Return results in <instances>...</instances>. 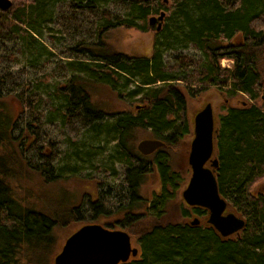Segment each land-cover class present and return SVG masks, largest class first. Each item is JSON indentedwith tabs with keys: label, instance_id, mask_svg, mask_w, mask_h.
<instances>
[{
	"label": "trees",
	"instance_id": "1",
	"mask_svg": "<svg viewBox=\"0 0 264 264\" xmlns=\"http://www.w3.org/2000/svg\"><path fill=\"white\" fill-rule=\"evenodd\" d=\"M12 1L10 8L0 10V34L11 33L23 41L32 55H45L46 48L37 38L38 21L43 20L47 6L61 0ZM77 1L89 4L108 0ZM129 1L131 17L114 20L103 11L106 22L100 28L99 43H82L77 47L89 60L70 61L71 76L55 93L50 91L52 99L60 104L51 106L62 111L61 120L67 123L78 119L94 136L102 134L114 142V152L109 157L125 166L123 189L127 202L120 208L129 211L119 225L140 247L138 256L120 264H264V192L254 189L264 178V0H180L173 28L169 29L166 23L157 32L162 39H156L150 56L129 57L105 47L94 51L93 47L103 44L101 36L110 28L150 30L149 25L135 20L146 22L148 15L158 10L151 11L149 0ZM174 44L193 45L202 53L203 63L196 67L192 65L193 59L182 56L179 60L184 65L174 69L164 62L161 50ZM223 58L232 60L233 65L223 67ZM131 83L136 84L128 96H139L143 101L139 107L134 106V112L107 113L95 104L89 91L90 84H98L120 94L121 84L127 89ZM209 89L222 91L229 98L242 97L238 105L225 108L219 116L214 140L219 160V192L229 209L246 221L240 233L227 237L207 222L208 210L203 207L181 209L184 218L189 217L188 209H192L200 219L198 225L191 221H164L171 202L185 183L181 173L173 169L172 149L191 132L183 116L188 98L199 97ZM26 94L25 88L20 93L6 92L0 81V264H27L33 256L38 257L39 264L42 257L38 253L46 254L54 244L52 232L65 222L62 216H77V209L69 208L59 219L16 196L13 181L26 177L28 172L39 174L46 183L76 176L73 172L64 175L65 166H53L51 161L34 167L25 156L36 145L32 128L43 103L38 94ZM8 96L15 97L23 109H33V103L37 104V113L31 114L32 120L19 128L17 135L18 120L6 108ZM145 130L163 140L165 146L153 159L159 169L160 193L146 210V219L150 221L142 226V214L135 211L142 206L139 187L145 169L150 172L152 166L137 152L135 141L138 133ZM95 209L99 211V206Z\"/></svg>",
	"mask_w": 264,
	"mask_h": 264
},
{
	"label": "rangeland",
	"instance_id": "2",
	"mask_svg": "<svg viewBox=\"0 0 264 264\" xmlns=\"http://www.w3.org/2000/svg\"><path fill=\"white\" fill-rule=\"evenodd\" d=\"M149 1L151 11L157 9V13L151 12L146 22L138 19L135 21L148 26L149 16H158L164 10L167 15L164 24L167 23L170 26L169 29H172L177 2L180 0H168V5L163 3V0ZM131 6L132 2L129 0H108L104 3L89 4L79 3L77 0H61L51 3L46 7L43 20L38 21L37 25L40 32L37 38L41 42L40 45L46 48V53L42 56L32 55L26 51L27 47L23 41L16 39L11 33L4 31L0 34L2 87L11 94L20 93L25 88L26 95L38 94L43 99V103L38 107L39 119H35L36 125L32 128V137L35 138L36 145L26 151L25 156L34 167L51 161L53 166H65L64 175L71 172L76 175L63 178L58 182L46 183L39 174L28 172L26 177L18 179L17 182L13 181L16 196L27 205L50 211L59 219L67 209H77L75 218L73 215L70 217L65 214L62 216L65 222H61L53 229L54 244L46 254L43 251L38 253L39 258L42 257V262L39 264H54V258L62 250L66 239L85 224L98 223L103 226L112 224L114 229H121L116 222L125 221V215L117 211L119 204L126 205L127 202L126 190L123 189L125 166L120 162H113L112 157H109L114 152V142H109L102 134L100 137L94 136L91 129L84 126L78 119L64 123L61 120L63 119L62 111L58 112L54 109L60 104L52 99L50 91L55 93L57 87L62 86L71 76L70 61L89 60L77 47L82 43L90 46L99 43L100 28L106 22L103 11L110 13L111 16L106 14L107 17L114 20L125 19L133 15ZM174 32L177 34L175 29ZM157 38L162 39V35L153 30L143 31L136 27L118 26L102 34L103 44L92 49L100 51L105 47L109 51L121 52L129 57H146L151 55ZM171 46L161 47L162 58L174 69L179 70L184 65L179 60L182 56L193 59L195 61L193 66L197 67L203 63L202 53L193 45L175 47L176 44H174ZM220 63L225 68L233 65V61L228 58L221 59ZM262 71L264 74V61ZM180 72L182 74V71ZM135 84L131 83L127 89L121 84L120 94L122 95L113 92L106 85L98 84H90L89 91L95 104L107 113L122 110L134 112V106L143 103L139 96L134 99L128 96L129 90H133ZM241 100V96H235L228 97L227 102H224V98L216 89H209L199 97L188 98L183 116L188 121L192 133L184 136L181 142L172 149V166L185 178V183L176 199L171 202L164 221L185 222L199 218L193 214L192 209H188L189 217L184 218L181 215V209L188 208L182 198V192L191 176L188 156L194 138L193 124L196 112L211 101L215 107L217 119L220 114L225 113V108L238 105ZM5 101L10 115L18 120V128L15 131L17 135L19 128L21 129L32 120L31 114L37 113L34 110L37 104L33 103V109H28L27 106L23 109L15 97L8 96ZM52 104L55 105L54 108ZM54 114L55 117H49ZM146 138H154V136L148 130L140 131L135 141V148L137 149L139 142ZM76 152H78L77 155ZM42 154H47V157ZM154 156H147L146 159L153 161ZM153 170L146 174L140 188V193L146 198V203L155 198L156 190L161 189L158 171L156 168ZM254 189L256 192H264V178L258 181ZM101 204L104 211L98 216L99 212L97 213L95 208ZM143 211L144 207L136 210L135 213L142 214ZM141 218L142 226L150 221L144 214ZM142 226L140 225L141 228ZM132 245L140 247L139 242L134 238H132ZM33 257L27 264H38V257Z\"/></svg>",
	"mask_w": 264,
	"mask_h": 264
},
{
	"label": "water",
	"instance_id": "3",
	"mask_svg": "<svg viewBox=\"0 0 264 264\" xmlns=\"http://www.w3.org/2000/svg\"><path fill=\"white\" fill-rule=\"evenodd\" d=\"M12 0H0V10L12 6ZM168 5V0H163ZM166 17V11L151 15L148 19L150 30L159 32ZM216 122L209 105L194 116V138L188 156L192 174L182 192L184 202L191 207L208 210L207 222L224 237L238 234L245 227L244 218L229 209L228 202L221 196L218 186L219 160L216 156ZM165 146L157 138H146L137 148L144 155H150ZM210 166L206 167V162ZM199 218L191 220L198 225ZM139 248L132 245V236L124 229H109L98 223L85 224L71 234L62 250L55 256L54 264H120L138 256Z\"/></svg>",
	"mask_w": 264,
	"mask_h": 264
},
{
	"label": "flooded vegetation",
	"instance_id": "4",
	"mask_svg": "<svg viewBox=\"0 0 264 264\" xmlns=\"http://www.w3.org/2000/svg\"><path fill=\"white\" fill-rule=\"evenodd\" d=\"M166 17H167V15H166ZM166 17H165V20H166ZM165 20H164V22H165ZM218 92H219V95L220 96H222L223 98H224V102H227V99H228V97H227V95H226V93H224V92H222V91H219V90H217ZM205 94V93H204ZM204 94H201L200 96H202V95H204ZM223 102V103H224ZM211 106L212 107V111H213V116H214V119H215V122L217 123V120H218V118H219V116L220 115H222V114H220L219 116H218V118L216 119V114H215V107H214V105H213V103L211 102V101H209V102H207L206 104H204V106L203 107H201L199 110H198V112L199 111H202L204 108H206V107H208V106ZM139 107V106H138ZM198 112H196V114L198 113ZM194 125V124H193ZM194 127V126H193ZM216 127H217V124H216ZM190 133H192V130H191V132ZM193 134H194V128H193ZM189 135V134H188ZM138 146V145H137ZM164 147V146H163ZM162 148V147H161ZM161 148H159V149H161ZM159 149H157L156 151H154L152 154H150V155H144V154H142L139 150H138V148H137V151H138V153L139 154H141V155H143L144 157H145V161H146V157L147 156H151V155H156L157 154V152L159 151ZM188 162H189V160H188ZM145 166H146V164H145ZM151 166H152V169H151V171L154 169V168H156L157 169V171H158V176H159V179H160V174H159V169H158V167H157V165H155L154 164V162L151 160ZM205 166L206 167H209L210 166V162L209 161H207L206 162V164H205ZM189 168H190V171H191V174H192V168H191V166H190V164H189ZM174 169V168H173ZM174 170H176V169H174ZM154 171V170H153ZM177 171V170H176ZM147 173H149V172H147ZM146 169H145V173H144V178H146ZM191 177V176H190ZM124 179H125V176H124ZM190 179V178H189ZM188 183V182H187ZM125 185V184H124ZM141 185H142V183L140 184V187H139V195H140V197L143 199L142 200V202L143 201H145V203H142V206L140 207V208H142V207H144V211L143 212H141L142 214H144V215H146V208L148 209V207L150 206V203H151V201H152V199H150V200H148V202L146 203V198L144 197V196H142L141 195V193H140V188H141ZM160 185H161V183H160ZM124 187V186H123ZM160 193V189H158V190H156L155 192H154V194H159ZM121 205L122 206H124V204L122 203V204H119V206H118V208H117V211L119 212V213H123L124 215H125V219H126V214L128 213V212H125L124 210H121ZM101 207V208H100ZM103 208H102V204L101 205H99V211H97V213H98V216H100V215H102V213H103ZM105 215V214H104ZM107 215H109V213L107 214ZM118 221V220H117ZM117 223V225H119V223H120V220L118 221V222H116ZM105 227H107V228H109V229H111V228H113V225L112 224H105L104 225ZM120 226V225H119ZM114 229V228H113Z\"/></svg>",
	"mask_w": 264,
	"mask_h": 264
}]
</instances>
